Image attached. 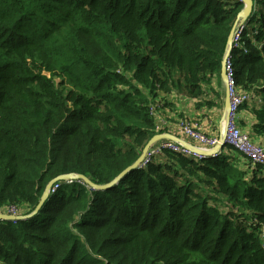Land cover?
<instances>
[{
  "label": "trees",
  "instance_id": "1",
  "mask_svg": "<svg viewBox=\"0 0 264 264\" xmlns=\"http://www.w3.org/2000/svg\"><path fill=\"white\" fill-rule=\"evenodd\" d=\"M254 6L232 63L264 140V0ZM242 8L0 0V212L31 213L60 175L113 181L162 132L171 96L214 106ZM56 183L39 213L0 223V264H264V164L230 144L202 159L165 148L107 189Z\"/></svg>",
  "mask_w": 264,
  "mask_h": 264
},
{
  "label": "built area",
  "instance_id": "2",
  "mask_svg": "<svg viewBox=\"0 0 264 264\" xmlns=\"http://www.w3.org/2000/svg\"><path fill=\"white\" fill-rule=\"evenodd\" d=\"M248 23L249 20H246L236 29L232 39L231 53L228 55L226 60L227 84L230 88L231 105L229 110L226 112L224 129L222 128V131L219 134L210 136L201 130L199 124L196 121L190 119L181 120L179 127L181 128L184 135L193 139L200 147L211 149L220 143L223 145L230 144L246 158L252 160L253 162L264 164V144L255 142L247 132L241 129L237 121V116L239 115L241 107L244 104L254 100V95L252 93L242 92L236 88L232 63V49L241 46L243 32L247 28ZM165 148L173 149L199 159L210 156L215 157L221 152V150H219L213 155L204 156L193 151L180 141L165 138L158 141L148 150L143 165H145L152 158V156L161 154ZM66 181L69 183L72 182V180ZM59 185V183H55L53 185L51 194L56 191ZM10 212H16V210L11 209L8 214H10ZM3 221L5 220L0 219V223Z\"/></svg>",
  "mask_w": 264,
  "mask_h": 264
},
{
  "label": "water",
  "instance_id": "3",
  "mask_svg": "<svg viewBox=\"0 0 264 264\" xmlns=\"http://www.w3.org/2000/svg\"><path fill=\"white\" fill-rule=\"evenodd\" d=\"M231 1H236V2H242L243 3V8L242 10L239 12L237 20L235 22V24L233 25V28L231 30V33L229 35V43L227 46V51L223 60V64H222V69H221V76L222 79L226 85V90H225V109H224V117H226V112L229 110L230 105H231V96H230V88L227 84V68H226V60L228 55L231 53V48H232V39L234 37L235 34V30L238 24H242L244 21H246L248 18L251 17V15L254 12V4L255 1L254 0H231ZM165 138H170L173 139L175 141H180L182 142L185 146L191 148L193 151L204 155V156H210L215 154L217 151L221 150L225 145L223 144H218L216 146H214L211 149H205L203 147L197 146V145H192L186 141H184L183 139H181L180 137L168 133V132H161V133H157L156 135H154L149 141L148 143L145 145L140 157L131 165L129 166L127 169H125L118 177H116L113 181L104 184V185H97L95 183H93L86 175L84 174H65V175H60L56 178H54L53 180H51L46 189L45 192L43 193L40 202L38 203L37 207L35 208L34 211H32L29 214H19L17 216L15 215H11L8 213H4V212H0V219L2 220H6V221H13V220H26L29 219L31 217H33L34 215H36L37 213H39V211L42 209L43 205L45 204V202L49 199L50 194H51V189L53 187V185L59 181V180H73V179H81L82 181H84L85 183L91 185L93 188L95 189H107L110 188L111 186H113L115 183H117L126 173H128L130 170L132 169H136L138 167H140L141 165H143V162L145 160L146 154L148 152V150L154 146L158 141L165 139Z\"/></svg>",
  "mask_w": 264,
  "mask_h": 264
},
{
  "label": "crops",
  "instance_id": "4",
  "mask_svg": "<svg viewBox=\"0 0 264 264\" xmlns=\"http://www.w3.org/2000/svg\"><path fill=\"white\" fill-rule=\"evenodd\" d=\"M224 82V81H223ZM225 84V83H224ZM225 90H226V85H225ZM176 96H171L172 101L175 103L176 106L170 107L167 109L162 110V114L158 115V120L157 123L162 128V132H168L171 134H174L176 136L181 137L184 141L195 145L196 142L189 138L188 136L184 135L181 128L179 127V124L183 118H187L190 120L196 121L200 128L205 131L208 134L211 135H216L220 132L221 130V123H223V117H224V109H225V94L222 97V102H221V97L217 99L215 97V105L211 107H202L198 108L196 106V103L194 99L184 97V96H179L178 98H175ZM220 103H223V111H222V116L221 120H216L217 115V107L219 106ZM261 103L254 99L251 102L244 104L239 112V123L243 130L247 132L252 139L255 142H258L260 144H264V140L260 137H257L254 132H253V124L255 122V117L252 113L251 108L259 107ZM180 114H183L184 116L181 117ZM203 118V120H200L199 122L196 120V118ZM219 121V126L215 125ZM217 127L215 130L213 127ZM161 131V130H160Z\"/></svg>",
  "mask_w": 264,
  "mask_h": 264
},
{
  "label": "rangeland",
  "instance_id": "5",
  "mask_svg": "<svg viewBox=\"0 0 264 264\" xmlns=\"http://www.w3.org/2000/svg\"><path fill=\"white\" fill-rule=\"evenodd\" d=\"M251 24V21L249 22V24L248 25H250ZM219 88V91H220V93H221V102H222V97L224 96V94H225V84H224V82L222 83V85L220 86V87H218ZM217 115H218V117H216V120H221V116H222V111H223V103H220L219 104V106L217 107ZM203 118L204 117H202V118H199V117H197L196 118V120L199 122L200 120H203ZM219 121H217V123L215 124V125H218L219 126ZM237 121L239 122V115L237 116ZM223 124H224V118H223ZM219 123V124H218ZM212 127L216 130L217 129V127H215V126H213L212 125ZM222 123H221V130H220V132L222 131ZM202 130V129H201ZM203 131V130H202ZM203 132H205V131H203ZM219 132V133H220ZM164 133V132H163ZM206 133V132H205ZM218 133V134H219ZM207 135H210L211 136V134H208V133H206ZM217 135V134H216ZM195 145H197V144H195ZM197 146H199V145H197ZM10 214L11 215H15V216H17V215H19V213H17V212H10ZM17 221V220H16Z\"/></svg>",
  "mask_w": 264,
  "mask_h": 264
},
{
  "label": "bare ground",
  "instance_id": "6",
  "mask_svg": "<svg viewBox=\"0 0 264 264\" xmlns=\"http://www.w3.org/2000/svg\"><path fill=\"white\" fill-rule=\"evenodd\" d=\"M222 126H223L222 128L224 129V126H225V118H224V124L222 123Z\"/></svg>",
  "mask_w": 264,
  "mask_h": 264
}]
</instances>
